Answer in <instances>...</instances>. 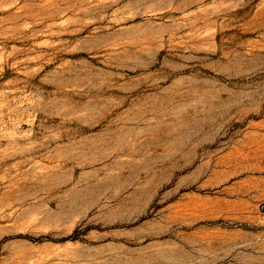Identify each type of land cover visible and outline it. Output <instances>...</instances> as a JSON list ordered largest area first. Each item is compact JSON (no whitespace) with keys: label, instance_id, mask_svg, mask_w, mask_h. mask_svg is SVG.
<instances>
[{"label":"rangeland","instance_id":"obj_1","mask_svg":"<svg viewBox=\"0 0 264 264\" xmlns=\"http://www.w3.org/2000/svg\"><path fill=\"white\" fill-rule=\"evenodd\" d=\"M0 264H264V0H0Z\"/></svg>","mask_w":264,"mask_h":264}]
</instances>
